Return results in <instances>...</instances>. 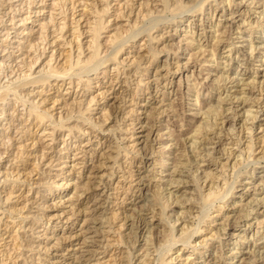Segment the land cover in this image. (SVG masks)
Returning <instances> with one entry per match:
<instances>
[{
	"label": "rangeland",
	"instance_id": "obj_1",
	"mask_svg": "<svg viewBox=\"0 0 264 264\" xmlns=\"http://www.w3.org/2000/svg\"><path fill=\"white\" fill-rule=\"evenodd\" d=\"M70 1L0 0V85L5 87L0 86L3 95H0V190L5 183L4 175L10 172L9 177L15 176L18 164L23 170L20 175L26 173L28 178L15 193L21 196L18 201L30 200L26 202V211L13 214L12 221L18 223H12L6 214L9 205L5 194L0 192V237L4 233L0 238V264H97V261L98 264H264V0H165L168 4L164 0ZM151 17L156 22L149 21ZM93 18L104 25L101 24L100 34L95 38L96 45L90 43L93 42L90 33ZM61 20L65 25L60 30ZM98 45L102 52L94 50ZM66 52L72 60L82 58L83 62L80 60L81 65L76 67L78 71L72 70L76 77L56 75V79L55 74L43 73L49 70L50 63L54 66L59 63L61 68ZM90 52L95 53L93 59ZM96 56L100 57L97 66L93 63ZM48 58L53 61L49 59V62ZM85 58H90L94 70L89 63H84V60L88 62ZM81 66L86 69L82 70ZM28 72L32 73L33 81L40 78L48 81L33 83ZM34 74L39 76L38 80ZM16 77L20 80H15ZM14 80L23 86H15ZM9 85H12L11 91ZM38 102L36 108L49 114L41 122L28 118L29 109ZM65 114L72 117L69 119ZM19 129H27L21 133V139H18ZM23 145L30 153L26 163L16 161ZM46 161L50 166L42 165ZM93 164L95 168L91 169ZM33 166L40 168L35 169L37 175L34 169L30 171ZM37 177L46 178L43 187L41 184L37 188ZM14 199L13 205L23 208ZM5 223L9 228L5 229ZM14 233L16 236L19 233L17 240L13 238ZM92 239L96 240L94 244ZM13 242L15 246L11 245ZM20 242H26L27 247L19 245Z\"/></svg>",
	"mask_w": 264,
	"mask_h": 264
},
{
	"label": "bare ground",
	"instance_id": "obj_2",
	"mask_svg": "<svg viewBox=\"0 0 264 264\" xmlns=\"http://www.w3.org/2000/svg\"><path fill=\"white\" fill-rule=\"evenodd\" d=\"M25 1H26V0H25ZM66 1H67V0H66ZM71 1H72V0H71ZM71 1H70V2H71ZM75 1H76V0H75ZM75 1H73V2H75ZM105 1H106V0H105ZM105 1H104V3H106ZM162 1H163V0H162ZM223 1H224V0H223ZM240 1H241V0H240ZM240 1H238V2H240ZM37 2H38V1H37ZM56 2H57V0H56ZM60 2H61V1H60ZM60 2H57V3H60ZM62 2L65 3V1H62ZM163 2H165V0H164ZM227 2H228V1H227ZM249 2H250V1H249ZM251 2H252V0H251ZM29 3H30V2H29ZM38 3H39V2H38ZM53 3H54V5H56V4H55V1H53ZM64 3H63V4H64ZM71 3H72V2H71ZM107 3H108V2H107ZM107 3H106V4H107ZM165 3H166V2H165ZM21 4H22V3H21ZM67 4H68V3H67ZM67 4H66V6H67ZM166 4H168V3H166ZM255 4H256V2H255ZM257 4H258V3H257ZM33 5H34V4H33ZM35 5H36V4H35ZM57 5H59V4H57ZM92 5H93V4H92ZM107 5H108V4H107ZM19 6H21V5H19ZM26 6H27V4H26ZM50 6H51V4H50ZM50 6H49V7H50ZM60 6H61V5H60ZM64 6H65V5H64ZM64 6H63V7H64ZM94 6H95V4H94ZM105 6H106V5H105ZM163 6H164V5H163ZM222 6H223V5H222ZM227 6H228V5H227ZM13 7H14V6H13ZM22 7H23V6H22ZM24 7H25V6H24ZM63 7H62V8H63ZM165 7H166V6H165ZM184 7H185V6H184ZM186 7H187V6H186ZM201 7H202V6H201ZM39 8H40V7H39ZM68 8H69V7H68ZM104 8H105V7H104ZM257 8H258V7H257ZM11 9H12V8H11ZM15 9L17 10L16 7H15ZM52 9H53V8H52ZM69 9H70V8H69ZM72 9H73V8H72ZM179 9H180V8H179ZM184 9H185V8H184ZM184 9H183V10H184ZM22 10H23V9H22ZM42 10H43V9H42ZM95 10H97V11H99V12L101 11V10H98L97 8H95ZM185 10H186V9H185ZM200 10H201V9H200ZM40 11H41V10H40ZM40 11H39V13H40ZM92 11H93V10H92ZM103 11H104V10H103ZM105 11H106V10H105ZM179 11H180V10H179ZM62 12H63V11H62ZM93 12H94V11H93ZM99 12H98V15H99ZM107 12H108V10H107ZM200 12H201V11H200ZM221 12H222V11H221ZM56 13H57V12H56ZM64 13H66V12H64ZM12 14H13V13H12ZM12 14H11V15H12ZM35 14H37V13L35 12ZM57 14H58V13H57ZM81 14H82V13H81ZM89 14H90V13H89ZM101 14H102V13H101ZM154 14H155V13H154ZM220 14H221V13H220ZM229 14H230V13H229ZM25 15L27 16V14H25ZM25 15H24V16H25ZM49 15L51 16L52 14L50 13ZM58 15H59V14H58ZM58 15H57V16H58ZM62 15H63V13H62ZM65 15H66V14H65ZM83 15H84V14H83ZM83 15H81V16H83ZM105 15H106V14H105ZM156 15H157V14H156ZM39 16H40V15H39ZM50 16H49V17H50ZM54 16H55V15H54ZM102 16H103V14H102ZM102 16H101V18H102ZM153 16H154V15H153ZM228 16H229V15H228ZM49 17H48V19H49ZM64 17H66V16H64ZM97 17H98V16H97ZM154 17H155V16H154ZM159 17H160V16H159ZM8 18H9V17H8ZM11 18H12V17H11ZM18 18H19V17H18ZM50 18H52V17H50ZM57 18H58V17H57ZM62 18H63V17H61L60 19H62ZM81 18H82V17H81ZM86 18H87V17H86ZM27 19H28V18H27ZM53 19L55 20V18H53ZM60 19H59V21H60ZM94 19H95V18H93V20H92V21L94 22V23H93V26H92V28H91V29H92V30H91L92 32H90V33L92 34V37H93V38H92V39H93V42H92V40H91V42H90V43H92V45H93L94 41H96L95 38H96V36L98 35V33H99V31H100V29L102 28V25H103V24H102L103 22L100 23V21H96V20H94ZM152 19H153V23H154V21L156 22V18L154 19L153 17H151V20H149V21H152ZM228 19H229V18H228ZM13 20H14V19H13ZM70 20H71V19H70ZM74 20H75V19H74ZM97 20H99V17L97 18ZM103 20H105V19H103ZM157 20H158V19H157ZM11 21H12V19H11ZM11 21H9V22H11ZM23 21H24V20H22V22H23ZM35 21H36V20H35ZM52 21H53V20H52ZM62 21H63V20H61V23H62ZM64 21H65V19H64ZM86 21H87V20H86ZM241 21H242V20H241ZM12 22H13V21H12ZM12 22H11V24H12ZM19 22H20V21H19ZM19 22H18V23H19ZM22 22H21V23H22ZM50 22H51V21H50ZM65 22H67V21H65ZM77 22H78V21H77ZM89 22H90V21H89ZM41 23H43V22H41ZM51 23H52V22H51ZM61 23H60V24H61ZM63 23H64V22H63ZM63 23L59 26V27H60V30H61V29L64 27V25H65V24H63ZM69 23H70V22H69ZM104 23H105V22H104ZM43 24H44V23H43ZM48 24H49V22H48ZM53 24H54V23H53ZM55 24H57V23L55 22ZM101 24H102V25H101ZM105 24H107V22H106ZM242 24H243V23H242ZM9 25H10V24H9ZM66 25H68V24L66 23ZM86 25H87V23H86ZM91 25H92V24H91ZM91 25H90V26H91ZM12 26H13V25H12ZM40 26H41V25H40ZM47 26H48V25H47ZM52 26H53V25H52ZM75 26H76V24H75ZM103 26H104V25H103ZM153 26H154V25H153ZM155 26H156V24H155ZM23 27H24V26H23ZM45 27H46V26H45ZM59 27H58V24H57V28H58V29H59ZM65 27H66V26H65ZM224 27H225V26H224ZM4 28H5V27H4ZM13 28H14V27H13ZM46 28H47V27H46ZM54 28H56V27H54ZM73 28H74V27H73ZM85 28H86V27H85ZM85 28H84V29H85ZM105 28H106V27H105ZM211 28H212V27H211ZM8 29H9V28H8ZM68 29H69V28H68ZM76 29H77V27H76ZM76 29H74V30H76ZM140 29H141V28H140ZM150 29H152L151 26H150ZM154 29H155V28H154ZM54 30H55V29H54ZM60 30H59V31H60ZM64 30H65V29H64ZM70 30H72V29H70ZM74 30H73V31H74ZM85 30H86V29H85ZM89 30H90V29H89ZM148 30H149V29H148ZM215 30H217V29H215ZM224 30H225V28H224ZM2 31H3V29H2ZM9 31H10V30H9ZM19 31H20V30H19ZM55 31L59 32L58 30H55ZM62 31H63V30H62ZM62 31H61V32H62ZM79 31H80V30H79ZM79 31L77 32V34H79ZM101 31H102V30H101ZM140 31H141V30H140ZM142 31H143V29H142ZM201 31H202V30H201ZM3 32H4V31H3ZM30 32H31V31H30ZM43 32H44V31H43ZM43 32H42V33H43ZM51 32H52V31H51ZM88 32H89V31H88ZM218 32H220V31H218ZM218 32H217V33H218ZM224 32H225V31H224ZM6 33H7V32H6ZM49 33H50V32H49ZM53 33H54V32H53ZM220 33H221V32H220ZM220 33H218V34H220ZM20 34H21V33H20ZM68 34H69V33H68ZM75 34H76V33H75ZM80 34H81V31H80ZM80 34H79V35H80ZM99 34H100V33H99ZM24 35H25V34H24ZM41 35H42V34H41ZM43 35H44V34H43ZM57 35H58V34H57ZM79 35H77V36L80 38ZM131 35H132V34H131ZM149 35H150V33H149ZM149 35H148V36H149ZM192 35H193V34H192ZM192 35H189V36H192ZM214 35H215V34H214ZM6 36H7V35H6ZM39 36H40V35H39ZM39 36H38V37H39ZM59 36H60V35H59ZM70 36H71V35H70ZM70 36H69V37H70ZM77 36H76V37H77ZM88 36H89V35H88ZM90 36H91V35H90ZM98 36H99V35H98ZM148 36H147V37H148ZM218 36H219V35H218ZM55 37H56V36H54L53 38L55 39ZM61 37H63V36H61ZM76 37L73 38V39H76V41H78V38H76ZM131 37H132V36H131ZM133 37H134V36H133ZM2 38H3V37H2ZM14 38H15V37H14ZM41 38H42V36H41ZM50 38H51V37H50ZM115 38H116V37H115ZM154 38H155V37H154ZM24 39H25V38H24ZM36 39H37V38H35V40H36ZM42 39H43V38H42ZM54 39H53V41H54ZM56 39H57V38H56ZM71 39H72V38H71ZM90 39H91V38H90ZM111 39H112V38H111ZM152 39H153V38H152ZM62 40H64V38H62ZM148 40H149V39H148ZM150 40H151V39H150ZM189 40L192 42V40H194V39H193V37H192V39H189ZM221 40H222V38H221ZM18 41H19V40H18ZM20 41H21V38H20ZM20 41L17 42V43L19 44ZM51 41H52V40H51ZM53 41H52V43H53ZM60 41H61V40H60ZM68 41H69V40H68ZM79 41H81V40H79ZM112 41H113V40H112ZM151 41H152V40H151ZM213 41H214V40H213ZM23 42H24V41H23ZM42 42H43V41H42ZM42 42H41V43H42ZM55 42H56V41H55ZM55 42H54L53 44H55ZM58 42H59V41H58ZM63 42H64V41H63ZM71 42H72V41H71ZM74 42H75V41H74ZM88 42H89V41H88ZM98 42H99V41H98ZM191 42H189L188 45H190ZM214 42H215V41H214ZM214 42H213V43H214ZM46 43H48V42H46ZM50 43H51V42H50ZM64 43H65V42H64ZM66 43H67V41H66ZM68 43H69V42H68ZM90 43H89V46L91 45ZM123 43H124V42H123ZM150 43H151V42H150ZM187 43H188V42H187ZM211 43H212V41H211ZM33 44H34V43H33ZM56 44H57V43H56ZM61 44H62V43H61ZM77 44H78V43H77ZM80 44H81V43H80ZM87 44H88V43H87ZM94 44H95V43H94ZM96 44H97V42H96ZM96 44H95V45H96ZM98 44H99V43H98ZM112 44H113V43H112ZM115 44H116V43H115ZM115 44H114V45H115ZM120 44H121V43H120ZM233 44H234V43H233ZM249 44H250V43H249ZM15 45H16V44H15ZM34 45H35V44H34ZM36 45H37V44H36ZM41 45H42V44H41ZM50 45H51V44H50ZM68 45L70 46V44H68ZM92 45H91V46H92ZM95 45H94V46H95ZM100 45H101V44H100ZM100 45H98L97 48H95L96 46H95V47L93 46V47L95 48L94 50H95L96 52H98L96 49H99V50H100ZM196 45H197V42H196ZM210 45H211V44H210ZM251 45H252V44H251ZM4 46H5V45H4ZM55 46H56V45H55ZM59 46H60V45H58V47H59ZM62 46H63V44H62ZM69 46H67V48H69ZM77 46H78V45H77ZM80 46H82V45H80ZM91 46H90V47H91ZM186 46H187V45H186ZM197 46H199V45H197ZM212 46H213V45H212ZM10 47H11V46H10ZM40 47H41V46H40ZM48 47H49V46H48ZM63 47H64V46H63ZM71 47H72V46H71ZM73 47H74V46H73ZM90 47H89V48L86 47V48L89 50ZM187 47H188V46H187ZM249 47H251V46H249ZM256 47H257V46H256ZM17 48H18V46H17ZM45 48H46V47H45ZM56 48H57V47H56ZM64 48H65V47H64ZM67 48H66V49H67ZM197 48H198V47H197ZM34 49H36V48H34ZM43 49H44V48H43ZM53 49H54V47H53ZM53 49H52V51H53ZM72 49H73V48H72ZM72 49H71V50H72ZM77 49H78V48H77ZM80 49H81V47H79L78 50H80ZM83 49H84V48H83ZM105 49H106V48H105ZM119 49H121V48H119ZM119 49H118V50H119ZM150 49H152V48H150ZM207 49H208V48H207ZM210 49H211V48H210ZM251 49H252V47H251ZM251 49H250V50H251ZM253 49H254V48H253ZM30 50H31V49H30ZM40 50H41V48H40ZM50 50H51V49H50ZM69 50H70V48H69ZM107 50H108V49H107ZM116 50H117V49H116ZM116 50H115V51H116ZM201 50H202V49H201ZM203 50H204V49H203ZM258 50H259V49H258ZM28 51H29V50H28ZM41 51H42V50H41ZM54 51H55V50H54ZM56 51H57V49H56ZM58 51H59V49H58ZM66 51H68V49H67ZM72 51H73V50H72ZM72 51H71V52H72ZM86 51H87V50H86ZM89 51H90V50H89ZM91 51H93V50H92V47H91ZM95 51H94V52H95ZM100 51H101V50H100ZM113 51H114V50H113ZM115 51H114V53H115ZM154 51H155V50H154ZM184 51H187V49L184 50ZM198 51H200V50H198ZM204 51H205V50H204ZM204 51H203V53H204ZM211 51H212V50H211ZM10 52H11V51H10ZM50 52H51V51H50ZM60 52H61V51H60ZM60 52H59V53H60ZM64 52H65V51H64ZM69 52H70V51H69ZM94 52H93V53L90 52L91 54L89 53L91 57L88 55L91 59H93V58L95 57V53H94ZM101 52H102V51H101ZM201 52H202V51H201ZM207 52H208V51H207ZM212 52H213V51H212ZM262 52H263V51H262ZM24 53H25V52H24ZM30 53H31V51H30ZM36 53H37V52H36ZM40 53H41V52H40ZM51 53H53V52H51ZM66 53H67V52H66ZM74 53H75V52H74ZM76 53H77V52H76ZM79 53H80V52H78V56H79L82 52H81L80 54H79ZM83 53H84V51H83ZM98 53H99V52H98ZM114 53H113L112 55H114ZM116 53H118V52L116 51ZM151 53H152V52H151ZM154 53H155V52H154ZM198 53H199V52H198ZM228 53H229V51H228ZM247 53H248V52H247ZM9 54H10V53H9ZM34 54H35V53H34ZM49 54H50V53H49ZM54 54H55V53H54ZM54 54H52L51 57H52ZM87 54H88V53H87ZM195 54H196V53H195ZM212 54H213V53H212ZM212 54H209V55H212ZM22 55H23V54H22ZM40 55H41V54H40ZM42 55H43V54H42ZM60 55H61V54H60ZM60 55H59V56H60ZM63 55H64V54H63ZM98 55H99V54H97V56H98ZM115 55H116V54H115ZM155 55H156V54H155ZM176 55H177V54H176ZM192 55H193V54H192ZM17 56H18V55H17ZM78 56H75V57L77 58ZM81 56H82V54H81ZM97 56H96V58H97ZM140 56H141V55H140ZM193 56H194V55H193ZM245 56H246V55H245ZM29 57H30V56H29ZM39 57H40V56H39ZM48 57H49V56H48ZM51 57H50V58H51ZM56 57H57V56H56ZM56 57H55V58H56ZM106 57H107V56H106ZM108 57H109V56H108ZM108 57H107V58H108ZM113 57H114V56H113ZM113 57H112V58H113ZM152 57H153V56H152ZM198 57H199V56H198ZM22 58H23V57H22ZM31 58H32V57H31ZM50 58H48V60H49ZM58 58H59V57H58ZM62 58H64V57H62ZM78 58H79V60L77 61ZM78 58L75 59V60H72V59H71V55H70L69 53H67L66 58L64 59V60H65V64H63V65L61 64V68L58 66L59 63H57V66H54V63H53V64L50 63V64H52L53 66L50 65V64H49V65L47 64L49 70H45V71H43V73H45V72L47 71V73H48V72L50 73V75L47 74V75H49V76H51V74H55V76H56V75H57V76H58V75H60V76L62 75V76H64V78H65V75H66V77H67V76H69V74H71V75H73V76L76 77V75H74L75 73L72 74V73H73L72 70H75V69H76V71H78V69H77L76 67L81 65V63H79V61H80L82 58H81V59H80V57H78ZM90 58H89V59H90ZM96 58L94 59L95 62H93L94 65L96 64L97 60H100V57L97 58V59H96ZM107 58H105V59H107ZM154 58H155V57H154ZM17 59H18V57H17ZM29 59H30V58H29ZM38 59H40V58H38ZM53 59H54V58H53ZM85 59H88V58H85ZM89 59H88V62H85V61H87V60H84V63H89L88 65H91L90 67H92V68H93L92 70H94L95 66H97V65H95V66L93 67V66H92L93 63H90V62H89ZM105 59H104V60H105ZM186 59H188V58H186ZM31 60H32V59H31ZM50 60H51V59H50ZM50 60H49V62L53 61V60H51V61H50ZM54 60H55V59H54ZM64 60H63V63H64ZM155 60H156V59H155ZM189 60H190V59H189ZM215 60H216V59H215ZM26 61H27V60H25V62H26ZM36 61H37V60H36ZM61 61H62V60H61ZM81 61H82V60H81ZM115 61H116V60H115ZM17 62H18V61H17ZM28 62H29V61H28ZM34 62H35V61H34ZM45 62H46V61H45ZM49 62H48V63H49ZM55 62H56V60H55ZM82 62H83V61H82ZM91 62H92V60H91ZM20 63H21V62H20ZM20 63H19V64H20ZM30 63H31V62H30ZM84 63H82V65H83ZM98 63H99V62H98ZM98 63H97V64H98ZM116 63H118V61H117ZM116 63H115V64H116ZM202 63H203V62H202ZM25 64H26V63H25ZM31 64H32V63H31ZM41 64H42V63H41ZM102 64H103V63H102ZM27 65H28V64H27ZM88 65L84 64L83 66H87V68H90ZM116 65H117V64H116ZM177 65H178V64H177ZM177 65H176V66H177ZM40 66H41V65H40ZM42 66L44 67V65H42ZM42 66H41V67H42ZM45 66H46V65H45ZM83 66H81L82 70L86 69V67L83 69ZM185 66H186V65H185ZM41 67L39 68V71H40ZM43 67H42V68H43ZM46 67H47V66H46ZM26 68H27V67H26ZM81 68H79V69H80V70H79V73L82 72ZM96 68H97V67H96ZM19 69H20V68H19ZM29 69L32 70V67H29ZM33 70H34V69H33ZM37 70H38V69H37ZM41 70H42V69H41ZM89 70H90V69H89ZM201 70H202V69H201ZM28 71H29V70H28ZM39 71H38V74H39ZM76 71H75V72H76ZM90 71H91V70H90ZM40 72H42V71H40ZM155 72H157V71H155ZM12 73H13V72H12ZM26 73H27V72H26ZM35 73H37V72H35ZM76 73H77V72H76ZM79 73H77V74H79ZM85 73H86V72H85ZM207 73H208V72H207ZM207 73H206V74H207ZM210 73H211V72H210ZM210 73H209V74H210ZM13 74H14V73H13ZM30 74H32V73H30ZM30 74H29V72H28V76H29V77H31ZM82 74H83V73H82ZM221 74H222V73H221ZM221 74H220V75H221ZM19 75H21V74H19ZM34 75H35V74H34ZM41 75H42V76H46L45 74H44V75L41 74ZM224 75H225V74H224ZM32 76H33V75H32ZM35 76H36V75H35ZM57 76H56V79H57ZM62 76H61V77H62ZM104 76H105V75H104ZM197 76H198V74H197ZM26 77H27V76H26ZM29 77H28V78H29ZM37 77H38V79H39V76H36V78H34V79H37ZM40 77H41V76H40ZM46 77H47V76H46ZM58 77H59V76H58ZM77 77H78V76H77ZM80 77L82 78V76H80ZM124 77H125V76H124ZM216 77H217V76H216ZM225 77H226V75H225ZM225 77H224V78H225ZM5 78H6V77H5ZM11 78H12V77H11ZM44 78H45V77H44ZM44 78H43V79H44ZM59 78H60V77H59ZM140 78H141V77H140ZM198 78H199V77H198ZM217 78H218V77H217ZM217 78H215V79H217ZM17 79L20 80V78H17V77H16L15 80H17ZM21 79H23V78H21ZM31 79H32V77H31ZM38 79H37V80H38ZM82 79H83V78H82ZM122 79H123V78H122ZM127 79H128V78H127ZM141 79H142V78H141ZM157 79H158V78H157ZM186 79H187V78H186ZM194 79H195V78H194ZM236 79H237V78H236ZM10 80H11V79H10ZM12 80H13V79H12ZM15 80H14V81H15ZM39 80L43 81L42 78H40ZM39 80H38V81H39ZM60 80H61V79H60ZM69 80H71L70 77H69ZM77 80H78V78H77ZM113 80H114V79H113ZM128 80H129V79H128ZM225 80H226V79H225ZM230 80H231V79H230ZM32 81H33V79H32ZM38 81H35V80H34L33 83H34V82L36 83V82H38ZM46 81H48V80H46ZM46 81H43V82H46ZM63 81H64V80H63ZM78 81H79V80H78ZM85 81H86V79H85ZM90 81H91V80H90ZM139 81H140V80H139ZM141 81H142V80H141ZM222 81H223V80H222ZM11 82H12V81H11ZM15 82H16V81H15ZM23 82H25V80H24ZM27 82L30 83L29 80H27ZM27 82H25V83H27ZM39 82H40V81H39ZM71 82H72V80H71ZM74 82H75V81H74ZM82 82H83V80H82ZM16 83H17V82H16ZM33 83H32V84H33ZM72 83H73V82H72ZM75 83H76V82H75ZM89 83H90V82H89ZM10 84H11V83H10ZM21 84H22V83H21ZM23 84H24V83H23ZM68 84H69V82H68ZM70 84H71V83H70ZM70 84H69V85H70ZM84 84L86 85L85 88H87V87H88V83H84ZM190 84H191V83H190ZM196 84H197V83H196ZM12 85H14V84L12 83ZM12 85H9V87H8V88H11V89H9L10 91L12 90ZM16 85H19V84L17 83V84H15V86H16ZM60 85H61V84H60ZM77 85H79V84H77ZM111 85H112V84H111ZM0 86L2 87V89L5 88V87L3 88V85H0ZM10 86H11V87H10ZM19 86H23V85H19ZM57 86H58V85H57ZM126 86H127V85H126ZM189 86H190V85H189ZM17 87H18V86H17ZM185 87H186V85H185ZM6 88H7V86H6ZM19 88H20V87H19ZM88 88H89V87H88ZM187 88H188V87H187ZM195 88H196V87H195ZM0 89H1V88H0ZM42 89H43V88H42ZM193 89H194V88H193ZM258 89H259V88H258ZM5 90H6V89H5ZM7 90H8V89H7ZM13 90H14V88H13ZM18 90H19V89H18ZM195 90H196V89H195ZM0 91H1V94H0V95H2V90H0ZM10 91H9V92H10ZM15 91H16V90H15ZM40 91H41V89H40ZM108 91H109V90H108ZM196 91H197V90H196ZM5 92H7V91H5ZM5 92H4V93H5ZM38 92H39V90H38ZM41 92H42V91H41ZM162 92H163V91H162ZM177 92H178V91H177ZM191 92H192V91H191ZM260 92H261V91H260ZM7 93H8V92H7ZM7 93H6V94H7ZM10 93H11V92H10ZM13 93H14V92L12 91V94H13ZM6 94H5V98H7L6 96L8 95V94H7V95H6ZM18 94H19V93H18ZM18 94H17V95H18ZM26 94H28V92H27ZM26 94H25V95H26ZM38 94H39V93H38ZM228 94H229V93H228ZM15 95H16V92H15ZM2 96H3V95H2ZM19 96H20V95H19ZM29 96H30V95H29ZM208 96H209V95H208ZM230 96H232V95H230ZM0 97H1V96H0ZM120 97H121V96H120ZM197 97H198V96H197ZM221 97H222V96H221ZM221 97H220V98H221ZM234 97H235V96H234ZM1 98H2V97H1ZM1 98H0V101H1ZM19 98H20V97H19ZM22 98H23V97H22ZM29 98H30V97H29ZM45 98H46V97H45ZM146 98H147V97H146ZM225 98H226V96H225ZM237 98H238V97H237ZM3 99H4V98H3ZM15 99H16V98H15ZM17 99H18V98H17ZM23 99H24V98H23ZM41 99H42V98H41ZM79 99H80V98H79ZM79 99H78V100H79ZM83 99H84V98H83ZM115 99H116V98H115ZM196 99H197V98H196ZM223 99H224V97H223ZM242 99H243V98H242ZM247 99L249 100V98H247ZM253 99H254V98H253ZM18 100H19V99H18ZM25 100H26V99H25ZM43 100H44V99H43ZM88 100H90V99H88ZM91 100H92V99H91ZM193 100H194V99H193ZM257 100H258V99H257ZM3 101H5V100H3ZM20 101H21V100H20ZM28 101H29V100H28ZM34 101H35V100H34ZM74 101H75V100H74ZM93 101H94V100H93ZM243 101H244V100H243ZM12 102H13V101H12ZM26 102H27V101H26ZM41 102H43V101H41ZM41 102H40V104H41ZM80 102H81V100H79V103H80ZM88 102H91V101H88ZM135 102H136V101H135ZM195 102H196V101H195ZM195 102H194V103H195ZM220 102H221V100H220ZM13 103H14V102H13ZM34 103H35V102H34ZM76 103H77V102H76ZM137 103H138V102H137ZM137 103H136V104H137ZM161 103H162V101H161ZM194 103H193V104H194ZM196 103H197V102H196ZM31 104H32V103H30V105H31ZM37 104H39V102L35 104V105H36L35 107H32L34 104H33L32 106H29V107H32V108H30L29 111H28V113H29V117H28V118H31V117H32V118H35V120H37L38 122H41L42 120L46 119V117H48L49 114L46 113L47 110H45L46 112H44V111L41 110L42 108H41L40 110L37 109V108H36V107H37ZM72 104H73V103H72ZM88 104H89V103H88ZM88 104L86 105V103H85L86 106H89ZM206 104H207V103H206ZM75 105H76V104H75ZM80 105H82V104L80 103ZM83 105H84V104H83ZM168 105H169V104H168ZM241 105H242V104H241ZM38 106H39V105H38ZM77 106H79V105L77 104ZM86 106H84V107H86ZM29 107H28V108H29ZM40 107H41V106H40ZM79 107H80V106H79ZM79 107H78V108H79ZM84 107H82V108H84ZM90 107H91V106H90ZM90 107H89V108H90ZM169 107H170V106H169ZM217 107H218V106H217ZM229 107H230V106H229ZM233 107H234V106H233ZM3 108H4V106H3ZM111 108H113V104L111 105ZM198 108H199V107H198ZM209 108H210V107H209ZM209 108H208V109H209ZM1 109H2V108H1ZM23 109H24V108H23ZM90 109H91V108H90ZM106 109H107V108H106ZM114 109H115V108H114ZM121 109H122V108H121ZM172 109H173V108H172ZM7 110H8V109H7ZM77 110H78V109L76 108V111H77ZM85 110L88 111V108H87V109L85 108ZM85 110H84V111H85ZM115 110H116V109H115ZM135 110H136V109H135ZM231 110H232V109H231ZM80 111H81V110H79V112H80ZM84 111H83L82 113H84ZM86 111H85V112H86ZM112 111H113V109H112ZM221 111H222V110H221ZM3 112H4V111H3ZM8 112H9V111H8ZM10 112H11V111H10ZM79 112H78V113H79ZM88 112H89V111H88ZM129 112H130V110H129ZM14 113H15V112H14ZM66 113H67V112H66ZM70 113H71V112H70ZM76 113H77V112H76ZM82 113H81V115H84V114H82ZM125 113H126V112H125ZM160 113H161V112H160ZM26 114H27V112H26ZM60 114H61V113H60ZM68 114H69V113H68ZM236 114H238V113H236ZM27 115H28V114H27ZM76 115L79 116L80 114H75V115L73 114L74 117H76ZM219 115H220V114H219ZM250 115H251V114H250ZM253 115H254V114H253ZM61 116H62V115H61ZM65 116H66L67 118H69V117L71 118V117H72V116H69V117H68L66 114H65ZM65 116H64V119L66 118ZM228 116H230V115H228ZM236 116H237V115H236ZM254 116H255V115H254ZM51 117H52V116L50 115V118H51ZM58 117H60V116H58ZM79 117H80V116H79ZM79 117H78V118H79ZM83 117L86 118L87 115H86V116H82L81 119H82ZM246 117H247V116H246ZM246 117H245V118H246ZM18 118H19V116H18ZM50 118H47V120H48V119L50 120ZM61 118H62V117H61ZM70 118H69V119H70ZM156 118H157V116H156ZM215 118H216V117H215ZM225 118H226V117H225ZM227 118H228V117H227ZM253 118H254V117H253ZM19 119H20V118H19ZM52 119H54V118L52 117ZM52 119H51V122L53 121ZM59 119H60V118H58V120H59ZM83 119H84V118H83ZM83 119H82V120H83ZM27 120H28V119H27ZM61 120H62V119H61ZM61 120H59V121H61ZM66 120H67V119H66ZM87 120H88V118H87ZM87 120L85 119V121H87ZM134 120H135V119H134ZM9 121H10V120H9ZM54 121H55V120H54ZM62 121L64 122V120H62ZM62 121H61V122H62ZM67 121H68V120H67ZM92 121H93V120H92ZM92 121H91V122H92ZM157 121H158V120H157ZM250 121H251V120H250ZM55 122H56V121H55ZM55 122H53V124H54ZM61 122H58V123H57L58 126H61V124L63 123V122H62V123H61ZM81 122H82V121H81ZM87 122H89V120H88ZM132 122H133V121H132ZM134 122H135V121H134ZM222 122H223V121H222ZM232 122H233V121H232ZM21 123H22V122H21ZM59 123H60V124H59ZM6 124H7V123H6ZM8 124H9V123H8ZM22 124H23V123H22ZM22 124H21V125H22ZM75 124H76V123H75ZM75 124H74V125H75ZM90 124H91V123H90ZM190 124H191V123H190ZM190 124H189V125H190ZM21 125H19V126H21ZM50 125H51V124H50ZM55 125H56V123L53 125V127H54ZM63 125H64V124H63ZM74 125H73V126H74ZM77 125H78V124H77ZM77 125H75V126H77ZM94 125H95V124H94ZM94 125H93V126H94ZM167 125H168V124H167ZM187 125H188V124H187ZM66 126H67V125H66ZM73 126H70V127H72L71 129H73ZM75 126H74V127H75ZM78 126H79V125H78ZM78 126H77V127H78ZM91 126H92V124H91ZM17 127H18V126H17ZM53 127H52V128H53ZM68 127H69V126H68ZM70 127H69V128H70ZM97 127H98V126H97ZM142 127H143V126H142ZM221 127H222V125H221ZM27 128H28V127H27ZM54 128H56V127H54ZM54 128H53V129H54ZM58 128H59V127H58ZM62 128H63V127H62ZM78 128H79V127H78ZM131 128H132V126H131ZM144 128H145V127H144ZM231 128H232V127H231ZM53 129H52V132H54ZM56 129H57V128H56ZM59 129H60V128H59ZM99 129H100V128H99ZM118 129H119V127H118ZM127 129H128V128H127ZM166 129H167V128H166ZM166 129H165V130H166ZM212 129H213V128H212ZM228 129H229V125H228ZM2 130H3V129H2ZM15 130H16V129H15ZM26 130H27V129H26ZM26 130H25V129H19V133H18V134H19V137H18V139H21V137H22V136H21V133H25ZM28 130H29V129H28ZM66 130H67V129H66ZM75 130H76V128H75ZM78 130L81 131V129H78ZM78 130H77V131H78ZM125 130H126V129H125ZM157 130H158V129H157ZM222 130H223V129H222ZM222 130H221V131H222ZM5 131H6V130H5ZM100 131H101V130H100ZM166 131H167V130H166ZM224 131H225V130H224ZM0 132H1V131H0ZM13 132H14V131H13ZM29 132H30V130H29ZM43 132H44V131H43ZM50 132H51V130H50ZM70 132H72V131L70 130ZM73 132H75V131H73ZM163 132H164V131H163ZM167 132H169V131H167ZM170 132H171V131H170ZM195 132H196V131H195ZM222 132H223V131H222ZM225 132H226V131H225ZM68 133H69V131H68ZM189 133H190V132H189ZM213 133H214V132H213ZM215 133H216V132H215ZM215 133H214V134H215ZM69 134H70V133H69ZM181 134H182V133H181ZM181 134H180V135H181ZM4 135H5V134H4ZM13 135H14V134H13ZM23 135H24V134H23ZM28 135H29V134H28ZM30 135H31V134H30ZM48 135H51V134H48ZM71 135H72V134H70V136H71ZM156 135H157V134H156ZM169 135H170V133H169ZM188 135H189V134H188ZM212 135H213V134H212ZM216 135H217V134H216ZM225 135H226V134H225ZM159 136H160V135H159ZM161 136H162V135H161ZM171 136H172V135H171ZM175 136H176V135H175ZM25 137H26V136H25ZM25 137H24V138H25ZM53 137H54V136H53ZM64 137H65V136H64ZM64 137H63V138H64ZM76 137H77V136L75 135V137H73V138H76ZM78 137H79V136H78ZM178 137H179V136H178ZM193 137H194V136H193ZM15 138H16V137H15ZM176 138H177V137H176ZM218 138H219V137H218ZM251 138H252V137H251ZM8 139H9V138H8ZM50 139H51V137H50ZM52 139H53V138H52ZM61 139H62V138H61ZM119 139H120V138H119ZM159 139H160V138H159ZM202 139H203V138H202ZM205 139H206V138H205ZM22 140H23V139H22ZM22 140H21V141H22ZM79 140H80V139H79ZM181 140H182V139H181ZM207 140H208V139H207ZM250 140H251V139H250ZM250 140H249V141H250ZM6 141H7V139H6ZM50 141H51V140H50ZM66 141H67V140H66ZM0 142H1V141H0ZM4 142H5V140H4ZM7 142H8V141H7ZM64 142H65V141H64ZM80 142H81V141H80ZM89 142H90V141H89ZM178 142H179V141H178ZM189 142H190V141H189ZM12 143H13V142H12ZM23 143H28V142H23ZM179 143H180V142H179ZM190 143H192V142H190ZM198 143H199V141H198ZM9 144H10V143H9ZM34 144H35V143H34ZM34 144H33V145H34ZM47 144H48V143H47ZM49 144H50V143H49ZM56 144H57V143H56ZM62 144H63V143H62ZM73 144H74V143H73ZM73 144H72V145H73ZM192 144H193V143H192ZM250 144H251V143L249 142V145H250ZM15 145H16V144H15ZM25 145L27 146V144H25ZM30 145H31V144H30ZM33 145H32V146H33ZM44 145H45V144H44ZM44 145H43V147H44ZM68 145H69V144H68ZM80 145H81V144H80ZM249 145H248V148H249ZM251 145H253V144H251ZM1 146H2V145H1ZM7 146H8V145H7ZM10 146H11V145H10ZM23 146H24V145H23ZM23 146H22V147L20 146V147H21V148H19L20 150L18 149L20 152L18 151L19 154L16 156V161H21L22 163H26V162H28V161H27V160H28L27 157L30 156V153L26 152L25 149H26L27 147H25V146L23 147ZM41 146H42V145H41ZM55 146H56V145H55ZM166 146H167V145H165V147H166ZM169 146H171V145H169ZM3 147H4V146H3ZM18 147H19V145H18ZM18 147H17V148H18ZM29 147H30V146H29ZM47 147H48V146H47ZM118 147H119V146H118ZM167 147H168V146H167ZM190 147H191V146H190ZM190 147H189V148H190ZM200 147H201V146H200ZM204 147H205V146H204ZM6 148H7V147H6ZM55 148H56V147H55ZM59 148H60V147H59ZM76 148H77V147H76ZM162 148H164L163 145H162ZM4 149H5V147H4ZM7 149H8V148H7ZM42 149H43V148H42ZM45 149H46V148H45ZM50 149H51V147H50ZM184 149H185V148H184ZM193 149H194V148H193ZM202 149H203V147H202ZM205 149H206V148H205ZM13 150H15V149H13ZM58 150H59V149H58ZM150 150H151V149H150ZM212 150H213V149H212ZM252 150H253V149H252ZM252 150H251V151H252ZM8 151H9V149H8ZM11 151H12V150H11ZM59 151H60V150H59ZM175 151H176V150H175ZM182 151H183V150H182ZM206 151H207V150H206ZM251 151H250V152H251ZM1 152H2V151H1ZM16 152H17V151H16ZM176 152H178V151H176ZM189 152H190V151H189ZM189 152H188V153H189ZM191 152H192V151H191ZM207 152H208V151H207ZM207 152H206V153H207ZM224 152H225V151H224ZM252 152H253V151H252ZM262 152H264V151H262ZM42 153H43V152H42ZM42 153H40V154L42 155ZM100 153H101V152H100ZM125 153H127V152H125ZM181 153H182V152H181ZM12 154L15 155V153H12ZM52 154H53V153H52ZM88 154H89V153H88ZM109 154H110V153H109ZM116 154H117V153H116ZM228 154H230V153H228ZM261 154H262V153H261ZM103 155H104V154H103ZM117 155H118V154H117ZM117 155H116V156H117ZM174 155H175V154H174ZM203 155H204V154H203ZM207 155H208V154H207ZM11 156H12V155H11ZM37 156H39V155H37ZM51 156H52V155H51ZM51 156H49L48 160L50 159V161H52V165H53V159L51 160ZM110 156H111V155H110ZM175 156H176V155H175ZM204 156H205V155H204ZM210 156H211V155H210ZM229 156H230V155H229ZM259 156H261V155H259ZM12 157H13V156H12ZM14 157H15V156H14ZM14 157H13L12 160H15ZM43 157L45 158V154L43 155ZM43 157H39V158H42V159H43ZM107 157H109V156H107ZM261 157H262V156H261ZM186 158H187V157H186ZM213 158H214V157H213ZM257 158H258V157H257ZM259 158H260V157H259ZM57 159H58V158H57ZM178 159H179V158H178ZM261 159H262V158H261ZM35 160H36V159H35ZM35 160H34V161H35ZM40 160H41V159H39V161H40ZM173 160H174V159H173ZM209 160H210V159H209ZM39 161H38V162H39ZM50 161H49V162H50ZM152 161H153V160H152ZM178 161H179V160H178ZM213 161H214V160H213ZM253 161H254V160H253ZM9 162H11V161H9ZM9 162H8V163H9ZM62 162H63V161H62ZM64 162H65V161H64ZM146 162H147V161H146ZM162 162H164V161H162ZM210 162H211V161H210ZM12 163H13V162H12ZM12 163H11V166H12ZM31 163H32V162H31ZM41 163H42V162H41ZM98 163H99V162H98ZM98 163H97V164H98ZM173 163H174V162H173ZM33 164H34V163H33ZM36 164H38V163H36ZM44 164H47V165H48L49 163L46 161V163H43L42 165H44ZM99 164H100V163H99ZM101 164H102V163H101ZM101 164H100V165H101ZM166 164H167V163H166ZM176 164H177V163H176ZM34 165H35V164H34ZM52 165H51V166H52ZM63 165H64V164H63ZM63 165H62V166H63ZM9 166H10V165H9ZM35 166H37V165H35ZM48 166H50V165H48ZM94 166H95V165L93 164V166H92L91 169H94V168H95ZM97 166H98V165H97ZM131 166H132V165H131ZM165 166H166V165H165ZM177 166H178V165H177ZM5 167H6V166H5ZM15 167H16V174H15L14 171H13V173L15 174V176L12 175V170H11V169H10V170H11V174H10V176L12 175V177H9V176H8V174H9L10 172L7 173V171H6L7 174H5V175H4V173L2 172L3 175L5 176V177L3 178V179L5 180V183H3L4 186L1 185L2 188H1V190H0V192H3V193L5 194V195H4V196H5L4 199H5V201L7 202V204L9 205V206L7 207V213H6V214H8L7 217H8V216L11 217L10 220H11L12 223H14V222L17 221V220H16V221H15V220L12 221V220H13V214H14V213H19L18 215H20V214H21V210L26 211L24 208L26 207V202H27V200H29L28 198H27V199L24 198V202H22V201H18V198H20L21 196H20V195H17V194L15 193V190H17V189H20V190H21V188H19V186H20V185H23L24 182L26 181V179H27L28 177L25 176L26 173H25V175H22V176L20 175V174H23V172H21V171H23V170H21V169L18 168V167H19L18 164L15 165ZM38 167H39V166H38ZM38 167L35 168L36 171L40 169V168L38 169ZM42 167H43V166H42ZM9 168H10V167H9ZM61 168H62V167H61ZM61 168H60V169H61ZM183 168H184V167H183ZM24 169H25V168H24ZM28 169H29V168H28ZM32 169H34V166H33V168H31L30 171H32ZM35 169H34L33 172H36ZM96 169H99V168L96 167ZM177 169H178V168H177ZM43 170H44V169H43ZM172 170H173V169H172ZM174 170H175V169H174ZM41 171H42V170H41ZM46 171H47V169H46ZM92 171H93V170H92ZM92 171H91V172H92ZM26 172H27V171H26ZM28 172H29V171H28ZM42 172H43V171H42ZM37 173H38V172H36L35 174L37 175ZM40 173H41V172H40ZM44 173H46V172L44 171ZM49 173H50V172H49ZM30 174H31V172H30ZM46 174H47V173H46ZM3 175H2V176H3ZM27 175H28V173H27ZM92 175H93V174H92ZM94 175H95V174H94ZM122 175H123V174H122ZM128 175H129V174H128ZM206 175H207V174H206ZM39 176H41V174H39ZM123 176H124V175H123ZM129 176H130V175H129ZM141 176H142V175H141ZM195 176H196V175H195ZM195 176H194V177H195ZM197 176H198V175H197ZM31 177H32V176H31ZM143 177H144V176H143ZM127 178H128V177H127ZM196 178H197V177H196ZM3 179H2V177H1V180H3ZM29 179H30V175H29ZM44 179H46V178H45V177H41V178H40V177H37V181H36V183H37V188H38V186H41V184H42V187H43ZM148 179H149V178H148ZM168 179H169V178H168ZM205 179H206V177H205ZM32 180H33V179H32ZM47 180H48V179H47ZM159 180H160V179H159ZM170 180H171V179H170ZM28 181H29V180H28ZM50 181H51V179H50ZM85 181H86V180H85ZM29 182H30V181H29ZM52 182H53V181H52ZM86 182H87V183H88V182L90 183V180H87ZM137 182H138V181H137ZM259 182H261V181H259ZM1 183H2V182H1ZM36 183H35V184H36ZM47 183H48V182H47ZM170 183L172 184V181H171ZM170 183H169V184H170ZM44 184H45V183H44ZM50 184H51V182H50ZM50 184H48V185H50ZM54 184H55V183H54ZM56 184H58V183H56ZM6 185H7V186H6ZM28 185H30V184L28 183ZM32 185L34 186V184H32ZM86 185H87V184H86ZM45 186H46V185H45ZM83 186H84V185H83ZM20 187H21V186H20ZM35 187H36V186H35ZM263 187H264V186H263ZM16 188H17V189H16ZM28 188H29V187H28ZM30 188H31V185H30ZM30 188H29V189H30ZM39 188H40V187H39ZM48 188H50V187H48ZM84 188H85V187H84ZM87 188H88V187H87ZM138 188H139V187H138ZM35 189H36V188H35ZM128 189H129V188H128ZM128 189H127V190H128ZM140 189H141V188H140ZM30 190H31V189H30ZM30 190H29V191H30ZM38 190H39V189H38ZM263 190H264V189H263ZM18 191H19V190H18ZM31 191H32V190H31ZM128 191H129V190H128ZM27 192H28V190H27ZM36 192H37V191H36ZM14 193H15L17 196H16ZM17 193H18V192H17ZM41 193H42V192H41ZM20 194H21V193H20ZM36 194H37V193H36ZM39 194H40V193H39ZM153 194H154V193H153ZM161 194H162V193H161ZM213 194H214V193H213ZM41 195H43V194H41ZM154 195H155V194H154ZM24 196H25V195H24ZM44 196H45V195H44ZM51 196H52V195H51ZM155 196H156V195H155ZM155 196H154L153 198H155ZM1 197H2V196H1ZM39 197H40V196H39ZM150 197H151V196H150ZM150 197H149V198H150ZM169 197H170V196H169ZM210 197H211V199H213V198H212L213 196H210ZM210 197H209V199H210ZM220 197H221V196H220ZM12 198H16V199L13 200L14 203H20V202H21V203L23 204V206H22L23 208H21L20 205H19V206H20L19 209H18V207H15L16 205L14 206L13 203H12V201H11ZM35 198H36V197H35ZM149 198H148V199H149ZM158 198H159V197H158ZM158 198H157V199H158ZM217 198H219V197H217ZM1 199H2V198H0V200H1ZM45 199H46V198H45ZM95 199H96V198H95ZM157 199H156V200H157ZM211 199H210L208 202H211ZM222 199H223V198H222ZM34 200H35V199H34ZM34 200H32V201H34ZM40 200H41V199H40ZM5 201H4V204L6 203ZM29 201H30V200H29ZM29 201H28V202H29ZM143 201H144V200H143ZM152 201H153V200H152ZM166 201H167V200H166ZM212 201H213V200H212ZM2 202H3V201H2ZM100 202H101V201H100ZM153 202H154V201H153ZM157 202H158V201H157ZM157 202H156V203H157ZM263 202H264V201H263ZM31 203H32V202H31ZM33 203H34V202H33ZM36 203H37V202H36ZM36 203H35V204H36ZM44 204H45V203H44ZM44 204H43V205H44ZM0 205H1V204H0ZM36 205H37V204H36ZM96 205H97V204H96ZM149 205H150V204H149ZM155 205H156V204H155ZM210 205H211V204H210ZM263 205H264V204H263ZM5 206H6V205H5ZM39 206H40V205H38V207H39ZM41 206H42V203H41ZM2 207H3V206H2ZM30 207H31V206H30ZM34 207H35V206H34ZM42 207H43V206H42ZM72 207L74 208V206H71V208H72ZM149 207H150V206H149ZM152 207H153V206H152ZM152 207H150V208H152ZM158 207H159V206H158ZM165 207H166V206H165ZM205 207H208V206L206 205ZM161 208H162V207H161ZM1 209H2V208H1ZM1 209H0V211H1ZM4 209H6V208L4 207ZM4 209H3V210H4ZM29 209H30V208H29ZM39 209H40V208H39ZM147 209H148V208H147ZM159 209H160V208H159ZM206 209H207V208H206ZM252 209H253V208H252ZM73 210H74V209H73ZM149 210H150V209H149ZM151 210H152V209H151ZM187 210H188V209H187ZM16 211H17V212H16ZM77 211H78V210H77ZM140 211H141V210H140ZM153 211H154V210H152V212H153ZM207 211H208V210H207ZM27 212H28V211H27ZM29 212H30V211H29ZM87 212H88V211H87ZM160 212H161V211H160ZM179 212H180V211H179ZM37 213H38V212H37ZM182 213H183V211H182ZM6 214H5V215H6ZM22 214H23V213H22ZM27 214H28V213H26V215H27ZM29 214H30V213H29ZM42 214H43V213H42ZM71 214H72V212H71ZM75 214H76V213H75ZM114 214H115V212H114ZM163 214H164V213H163ZM163 214H162V215H163ZM0 215H1V214H0ZM3 215H4V214H3ZM15 215H16V214H15ZM15 215H14V216H15ZM26 215H25V216H26ZM33 215H34V214H33ZM153 215H154V214H153ZM183 215H184V214H183ZM247 215H248V214H247ZM143 216H144V215H143ZM245 216H246V215H245ZM7 217H6V218H7ZM28 217H29V215H27V218H26V219H28ZM35 217H37V216H35ZM227 217H228V216H227ZM15 218H17V216H16ZM21 218H23V217H21ZM21 218H20V219H21ZM33 218H34V216H33ZM40 218H41V217H40ZM40 218H39V219H40ZM69 218H70V216H69ZM165 218H168V217L165 216ZM177 218H178V217H177ZM236 218H237V217H235V219H236ZM7 219H8V218H7ZM7 219H6V220H7ZM17 219H18V218H17ZM235 219H233V220H235ZM37 220H38V219H37ZM85 220H86V219H85ZM90 220H91V218H90ZM101 220H102V219H101ZM226 220H227V219H226ZM1 221H2V220H1ZM1 221H0V222H1ZM20 221H21V220H20ZM24 221H25V220H24ZM30 221L32 222L31 219H30ZM33 221L36 222V218H35V220L33 219ZM86 221H87V220H86ZM175 221L177 222L176 219H175ZM199 221H200V220H199ZM5 222H6V221H5ZM35 222H34V223H35ZM37 222H38V221H37ZM53 222H54V221H53ZM212 222H213V221H212ZM232 222H233V221H232ZM17 223H18V221H17ZM32 223H33V222H32ZM47 223H48V222H47ZM100 223H102V222H100ZM148 223H149V222H148ZM168 223H169V225H170V222H168ZM173 223H174V222H173ZM173 223H172V224H173ZM183 223H184V222H183ZM198 223H199V222H198ZM233 223H234V222H233ZM233 223H232V224H233ZM237 223H238V222H237ZM5 224H6V223H5ZM22 224H23V223H22ZM22 224H21L20 226H23ZM36 224H37V223H36ZM132 224H133V223H132ZM174 224H175V223H174ZM174 224H173V225H174ZM222 224H223V223H222ZM226 224H227V223H226ZM230 224H231V223H230ZM9 225H10V224H9ZM11 225H13V224H11ZM15 225H16V224H15ZM24 225H25V224H24ZM26 225H27V224H26ZM26 225H25V226H26ZM45 225H46V224H45ZM100 225H101V224H100ZM121 225H122V224H121ZM169 225H168V226H169ZM196 225H197V224H196ZM2 226H4V225H2ZM5 226H6V227H5V229H6L7 226H8V224H6ZM18 226H19V224H18ZM18 226H17V227H18ZM20 226H19V227H20ZM27 226H28V225H27ZM29 226H30V225H29ZM129 226H130V225H129ZM150 226H151V225H150ZM225 226H226V225H225ZM19 227H18V228H19ZM30 227H31V226H30ZM30 227H28V228L30 229ZM33 227H34V226H33ZM145 227L147 228L146 225H145ZM232 227H233V226H232ZM8 228H9V226H8ZM11 228H12V227H11ZM23 228H24V227H23ZM26 228H27V227H26ZM28 228H27V229H28ZM149 228H150V227H149ZM197 228H198V227H197ZM2 229H3V228H2ZM15 229L17 230L16 227H14V230H15ZM19 229H20V228H19ZM19 229H18V230H19ZM32 229H33V228H32ZM44 229H45V228H44ZM150 229H151V228H150ZM194 229H195V228H194ZM222 229H223V227H222ZM22 230H23V229H22ZM30 230H31V229H30ZM30 230H29V231H30ZM101 230H102V229H101ZM101 230H100V231H101ZM171 230H173V229H171ZM187 230H188V229H187ZM7 231H8V230H7ZM10 231H11V230H10ZM26 231H27V230H26ZM26 231H25V232H26ZM31 231H32V230H31ZM96 231H97V230H96ZM193 231H194V230H193ZM220 231H221V230H220ZM13 232H15V231H13ZM13 232H12V234H13ZM17 232H18V231H17ZM102 232H103V231H102ZM190 232H191V231H190ZM15 233H16V232H15ZM15 233H14V234H15ZM23 233H24V232H23ZM27 233H30V232H27ZM99 233H100V232H99ZM191 233H192V232H191ZM194 233H195V232H194ZM3 234H4V233H3ZM3 234H1L2 237L4 236ZM7 234H8V232H7ZM74 234H75V233H74ZM224 234H225V233H224ZM17 235H18V236H16V234H15V236L13 237L15 240H17V238L20 237V236H19V233H18ZM20 235H21V234H20ZM28 235H29V234H28ZM34 235H35V233H34ZM106 235H107V234H106ZM9 236H10V235H9ZM23 236H24V235H22V237H23ZM70 236H71V235H70ZM70 236H69V237H70ZM233 236H234V235H233ZM2 237H0V238H2ZM5 237H6V236H5ZM11 237H12V235H11ZM11 237H10V238H11ZM25 237H26V236H25ZM72 237H73V235H72ZM85 237H86V235H85ZM105 237H106V236H105ZM100 238H101V237H100ZM14 239H13V240H14ZM25 239H27V238H25ZM29 239H30V238H29ZM177 239H178V238H177ZM184 239H185V238H184ZM0 240H1V239H0ZM13 240H12V241H13ZM21 240H23V239H21ZM21 240H19V241H21ZM61 240H62V239H61ZM85 240H86V239H85ZM92 240H93V242H92V241H91V242L94 244V243L96 242V240H95V239H92ZM82 241H83V240H82ZM105 241H106V240H105ZM146 241H147V239L145 240V243H146ZM148 241H149V240H148ZM182 241H183V240H182ZM185 241H186V240H185ZM17 242H18V241H17ZM26 242H27V241H26ZM26 242H25V244H26ZM97 242H98V241H97ZM180 242H181V241H180ZM20 243H21V242H20ZM27 243H29V242H27ZM98 243H99V242H98ZM152 243H153V242H152ZM181 243H182V242H181ZM7 244H8V243H7ZM7 244H6V245H7ZM18 244H19V243H18ZM25 244L21 243V244H19V245L22 246V245H25ZM100 244H101V242H100ZM107 244H108V243H105V245H107ZM184 244H185V243H184ZM9 245H10V244H9ZM11 245H14V242H13V244H11ZM19 245H16V247H17V246L20 247ZM27 245H29V244H27ZM31 245H32V244H31ZM95 245H96V244H95ZM103 245H104V244H103ZM143 245H144V244H143ZM145 245H146V244H145ZM148 245H149V244H148ZM151 245H152V244H151ZM14 246H15V245H14ZM25 246H26V245H25ZM35 246H36V245H35ZM39 246H40V245H39ZM199 246H200V245H199ZM1 247H2V246H1ZM16 247H15V249H16ZM18 247H17V249H19ZM26 247H27V246H26ZM28 247H30V246H28ZM98 247H99V246H98ZM104 247H105V246H104ZM152 247H153V246H152ZM2 248H3V247H2ZM5 248H6V246H5ZM5 248H4V249H5ZM8 248H9V247H8ZM12 248H13V247H12ZM22 248H24V246L21 247V251H22ZM40 248H41V247H40ZM17 249H16V250H17ZM92 249H93V248H92ZM155 249H156V248H155ZM10 250H11V248H10ZM32 250H34V249H32ZM78 250H79V249H78ZM90 250H91V249H90ZM90 250H88V251L91 252ZM252 250H253V249H252ZM1 251H2V250H1ZM44 251H45V250H44ZM149 251H150V250H149ZM219 251H220V250H219ZM254 251H255V250H254ZM17 252H20V251L17 250ZM22 252H23V251H22ZM89 252H88V253H89ZM154 252H155V251H154ZM0 253H1V252H0ZM36 253H37V252H36ZM43 253H44V252H43ZM3 254H4V253H3ZM91 254H92V253H91ZM251 254H253V253H251ZM6 255H7V254H6ZM20 255H21V252H20ZM20 255H18V257H19ZM144 255H145V254H144ZM214 255H215V254H214ZM8 256H10V255H8ZM13 256H14V255H13ZM16 256H17V254H16ZM27 256H28V255H27ZM62 256H63V255H62ZM86 256H87V255H86ZM93 256H94V255H93ZM142 256H143V255H142ZM146 256H148V255H146ZM18 257H17V258H18ZM24 257H25V256H24ZM11 258H12V257H11ZM14 258H15V256L13 257V259H14ZM21 258H22V257H21ZM30 258H31V257H30ZM39 258H40V257H39ZM81 258H82V257H81ZM87 258H88V257H87ZM241 258H242V257H241ZM1 259H2V258H1ZM9 259H10V257H9ZM13 259H12V260H13ZM76 259H77V258H76ZM155 259H156V258H155ZM165 259H166V258H165ZM2 260H3V259H2ZM36 260H37V259H36ZM156 260H157V259H156ZM171 260H172V258H171ZM242 260H243V259H242ZM4 261H5V260H4ZM6 261H7V260H6ZM13 261H15V260H13ZM22 261H24V259H23ZM40 261H41V260H40ZM62 261H63V260H62ZM142 261H143V260H142ZM253 261H255V260H253ZM25 262H26V261H25ZM25 262H24V263H25ZM33 262H34V261H33ZM37 262H38V261H37ZM84 262H85V261H84ZM86 262H87V261H86ZM163 262H164V261H163ZM3 263H4V262H3ZM3 263H2V264H3ZM13 263H14V262H13ZM22 263H23V262H22ZM22 263H21V264H22ZM26 263H27V262H26ZM51 263H52V261H51ZM55 263H56V261H55ZM4 264H5V263H4ZM15 264H16V263H15ZM18 264H19V263H18ZM37 264H38V263H37ZM94 264H95V262H94ZM97 264H98V261H97ZM214 264H215V263H214ZM249 264H250V263H249ZM251 264H252V263H251Z\"/></svg>",
	"mask_w": 264,
	"mask_h": 264
}]
</instances>
